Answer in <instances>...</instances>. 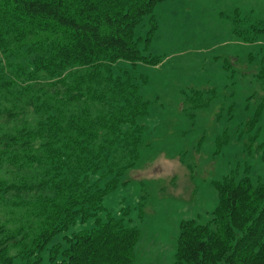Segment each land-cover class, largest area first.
I'll return each instance as SVG.
<instances>
[{
    "label": "rangeland",
    "instance_id": "obj_1",
    "mask_svg": "<svg viewBox=\"0 0 264 264\" xmlns=\"http://www.w3.org/2000/svg\"><path fill=\"white\" fill-rule=\"evenodd\" d=\"M153 23L156 30L147 47ZM136 38L145 56L161 60L158 65L118 62L114 69L115 76L127 72L138 81L140 94L149 102L148 114L137 119L144 126L140 159L104 198L97 217L70 226L42 252L35 244L43 229L39 202L40 196L53 197L44 188L50 177L40 165L28 164L6 137L23 128L37 129L47 114H55L60 76L35 72L23 42L11 45L7 38L0 46V180L19 189L0 194V226L12 236L15 264H52L54 245L64 250L66 237L92 229L95 218L106 221L108 215L140 230L138 264H175L181 222L207 224L212 219L218 205L215 182L230 174L237 180L248 176L254 185L264 182V81L259 78L264 0H166L155 8L153 22L150 16L144 18ZM68 75L63 78L72 82ZM143 76L146 84L140 81ZM59 87L65 91L63 84ZM212 89L216 93L203 96L213 97L208 107L192 111L186 104L192 90ZM89 109L94 117L103 111L98 102ZM258 110V124L251 129L248 122ZM43 150L38 149L39 155ZM101 175L91 176V181ZM62 259L60 254L57 261Z\"/></svg>",
    "mask_w": 264,
    "mask_h": 264
},
{
    "label": "trees",
    "instance_id": "obj_2",
    "mask_svg": "<svg viewBox=\"0 0 264 264\" xmlns=\"http://www.w3.org/2000/svg\"><path fill=\"white\" fill-rule=\"evenodd\" d=\"M164 1L0 0V46L7 38L11 45L23 42L35 72L60 76L54 91L55 114H47L37 129L23 128L6 137L16 153L22 150L28 164L40 165L50 177L44 188L49 187L53 197L40 196L39 202L43 229L35 241L38 252L78 221L97 217L104 198L139 161L144 126L137 119L148 114L149 102L140 94L138 81L127 72L115 76L114 69L118 62L160 63L159 57L143 54L136 29L147 16L153 22L155 8ZM152 26L147 47L156 23ZM32 35L36 37L28 41ZM67 72L72 82L63 78ZM259 78L264 81V55ZM140 81L146 84L148 79L143 76ZM62 84L65 91L59 87ZM191 93L186 104L195 111L209 106L213 97L204 99V95L216 92ZM94 102L103 108L97 117L89 109ZM190 115L195 117L193 112ZM259 117L260 110L248 122L251 129ZM40 148L45 149L41 155ZM250 149L251 144H246ZM99 173L101 177L91 181ZM107 175L114 176L101 186ZM214 184L218 205L212 219L207 224L181 222L175 264H264V182L254 185L248 176L237 180L230 174ZM18 190L0 180V194ZM139 239L137 227L108 215L106 221L95 218L92 229L66 237L64 250L61 244L54 245L50 259L52 264H138ZM13 245L12 236L0 226V264H15L10 255ZM60 254L63 259L58 262Z\"/></svg>",
    "mask_w": 264,
    "mask_h": 264
}]
</instances>
